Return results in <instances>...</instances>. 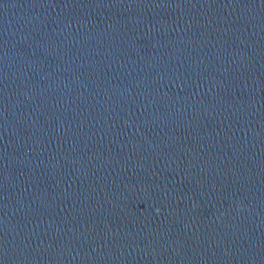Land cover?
<instances>
[{
  "label": "clouds",
  "instance_id": "9594fccd",
  "mask_svg": "<svg viewBox=\"0 0 264 264\" xmlns=\"http://www.w3.org/2000/svg\"><path fill=\"white\" fill-rule=\"evenodd\" d=\"M159 211V210H158Z\"/></svg>",
  "mask_w": 264,
  "mask_h": 264
}]
</instances>
